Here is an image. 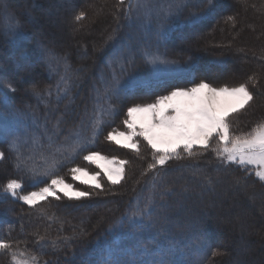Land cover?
<instances>
[{
	"label": "trees",
	"instance_id": "16d2710c",
	"mask_svg": "<svg viewBox=\"0 0 264 264\" xmlns=\"http://www.w3.org/2000/svg\"><path fill=\"white\" fill-rule=\"evenodd\" d=\"M236 1L246 2V0ZM24 2L26 6L36 5L39 9L47 8L48 4L52 6L55 3L53 0L45 3L42 0H25ZM248 2L251 3L252 0H247ZM253 5L257 10L260 9L257 3H253ZM5 6L8 7L9 11L16 12L22 22L24 36L21 47L22 43H25V50L22 51L21 56L25 60H29L30 71L44 70L45 76L33 77L35 85L38 84L33 87L35 89L33 91L42 94L48 88L45 85L49 84L50 78L55 79V76H49L47 73L48 61L39 57L40 52H42L41 48H45V45L54 49L58 48L54 42L49 40L48 27L47 25L43 26L37 11H33V14L38 18V21H31L23 13L21 4L16 3V0H0V14L3 13ZM127 6L128 4H125L124 7ZM234 6V2L230 0H214L209 13L204 17L191 19L192 16L186 15L183 11L176 18H172L170 20L171 29L160 32L162 39H160L161 42L158 47L165 50L169 45L176 43L179 46L176 47L179 54L175 58L184 62L186 75L178 78L175 82L165 83L157 89H153L152 86L143 87L137 88L131 94H122L119 100L114 101L119 108L115 117L116 121L103 127L89 148L94 149L99 145H107L105 143L107 133L113 126L120 125L118 117L120 119L124 106L130 100L136 101L135 99L156 97L180 83L193 84L203 80V78L208 81L216 80L210 76L216 73H220L219 78L224 76L228 78L232 76L241 77V81L247 83L249 88H252L251 83H256L255 80L258 81L255 75L263 79V55L255 59H247L240 54V57L235 56L236 54L226 51V46H223V48L219 47L218 49L219 52L225 54L223 57L215 56L209 57V59L207 55L206 57L199 55V52L194 50L195 42H192L194 40L185 41V37L192 34L197 35V32L206 30L212 24L221 23L222 26L227 27L228 23L234 19V15H228V11H233ZM221 7L223 9L219 12ZM77 8L81 13L85 7L78 4ZM85 13L80 22V20L75 19L71 12L72 25L79 26L86 19ZM95 17L98 22L100 17ZM96 21H94V25L92 24L93 27ZM152 32L147 33L151 34ZM0 39H3L1 35ZM117 43L115 41L110 45L104 44L101 57L98 55L99 60L112 50H116L118 48ZM4 44L3 41V46ZM90 44L89 40L74 41L76 48L71 45L58 49L60 55H63L62 57L71 63V69H75L77 72L71 81H78L79 77H84L88 73L90 64L85 63L84 60L91 57L90 46L93 49L96 48L94 44ZM19 45V43L11 45L13 46L9 47L11 53H15L20 48ZM77 47H84L85 50L82 57L77 56L78 59L74 57V55L76 56L74 51L77 50ZM101 49L98 48V51ZM182 53L188 55L183 56ZM238 58L254 62L259 70V75L257 73L252 74L254 70L252 66L245 65V63L238 64ZM81 60L84 63L79 62ZM1 62L0 59V64ZM212 63L218 65L221 71L216 72L214 68L213 73ZM204 64L207 65L204 66ZM241 68L244 70L239 71ZM18 70H20V65L16 68L14 75L8 76L9 83L15 85L16 75L20 73ZM250 77L251 79H249ZM42 86L43 88L40 89ZM5 87L7 86L0 81V116H7L11 110L20 113L41 112L42 109L44 111V108H41L39 102L35 101L31 95L26 98L24 93V96L20 98L17 92L13 93L6 90ZM98 88L99 86L96 85V89ZM92 90L93 86L91 87L90 84L79 83L77 87L72 85L71 90L68 91L69 96L67 98L68 100L71 99L69 105L63 101L66 97L60 98L59 113L67 116L65 122H62L64 129L68 128L70 123L77 124L81 114L89 108L91 109L93 106ZM253 94L255 99L244 110L231 117L232 132L235 129L242 134L247 133L257 123L264 122V93L260 88H257ZM66 113L70 114L67 115ZM0 144L4 148L6 157L4 167L7 168L5 175L0 174V223L4 228H10L4 230L2 236L3 240L12 245L8 252L2 251L0 253V264H11L9 260H11L10 255L13 251L17 252L18 255L20 253L35 255L39 264H115L116 261H119L120 264L264 263L262 258L264 256V220H259L258 212L252 208L244 211L239 206L235 208L231 201L225 200L226 198L223 200V206L220 210H211L217 201L215 196L223 193V191H225L226 197L234 191H239L236 199H239L241 205L245 199H251L253 202L259 200L264 194V182L255 177L252 171L251 173L247 171V168H242L238 164L221 162L211 150L192 158L185 156L181 160H172L162 169L158 166L159 175H157V172L148 169V165L153 162L152 152L144 149L143 155H133L132 159L129 158L125 179L119 185H110L105 181L103 190L88 189L92 193L90 198L80 200H69L64 197H60V199L50 198L33 208L10 195L4 194L3 187L6 182L11 179L22 180L24 176L16 170L12 157L14 155L10 153L9 149H6L9 145L8 141L0 138ZM80 157L78 155L71 162L60 166L56 174L60 176L64 174L65 170L74 164L73 162H77ZM181 167L194 168V170L184 173L181 179L184 178V181H188L190 178H194L200 181L206 186L204 195H201L202 189L200 187L189 183L185 185L190 187L187 195L178 197L183 181H177L175 176L178 173V168ZM154 176L158 180L165 177L166 180L173 181L169 184L168 180L167 184L170 188L167 189L168 185H161L160 183H157L151 192L141 188L142 181ZM217 181H220L219 185L216 184ZM47 182V178H42L39 183L28 185L34 189ZM138 184L140 185L138 186ZM139 190L152 196L146 200H138ZM232 198L233 196H231ZM146 205L152 209L151 217L145 216L139 227H130L138 220V218L133 217V213ZM133 206L136 207L133 208ZM120 222H123L122 228L114 227ZM240 232L242 234L249 232V235L240 237L238 234ZM110 248L112 249L111 254H109Z\"/></svg>",
	"mask_w": 264,
	"mask_h": 264
},
{
	"label": "rangeland",
	"instance_id": "374dc122",
	"mask_svg": "<svg viewBox=\"0 0 264 264\" xmlns=\"http://www.w3.org/2000/svg\"><path fill=\"white\" fill-rule=\"evenodd\" d=\"M25 0H16V3L18 2L21 4V7L23 8V13L31 20V21H38V18L42 21L43 26L48 27V36L49 40L54 42L56 47L59 49L69 47L72 45L73 48H76L74 46V41H90L91 44H94L96 48L93 49V47L90 46L89 53L91 54V57L84 60L85 63L88 62L90 64V68L87 74H85L84 77H79L78 81H71V78H74L77 74L75 69H71V66L68 61H66L65 58H63V55H60L58 52V49H54L51 47L46 46L45 48L42 47V52H40V58L44 59L45 61H48V71L50 77L55 76V79L50 78L49 84L45 85L48 86V88L39 95H34L35 90L33 87L37 86L35 85L34 78L33 77H39V76H45L44 70H35L30 71V65L29 60H25L21 53L24 51V45L25 43L21 42L23 39V30H22V22L18 18L16 12L9 11L8 7L5 6L3 9V13L0 14V35L2 40L0 39V59L2 60L0 64V81H2L7 87L6 90H9L11 92H17L18 96L22 98L24 96V93L26 94V98L28 96H32L33 99L37 102H39V105H41V108H44L41 110V112L37 111H31L27 113H20L16 110H11L7 116H0V123H7L10 125H13L18 130H20L22 133H25V140H28L29 142L26 144H23L19 151L23 153L24 157H28L31 155L33 157L32 160L27 161L25 164H21L19 168H17V152L10 150V147L8 145V148L10 150V153H12L14 156V165L18 172L21 173L24 178L19 181L23 184L22 191L19 192L20 195L26 194L30 191H37L39 188L45 186V184L41 185L37 188H31L28 184H37L42 178H45L41 173L46 170V166L44 163V160L41 158L42 151L46 152L47 150H53L55 148L56 144H63L65 142L73 141L76 137L77 133L83 132L84 136L89 138H95L93 137V131L91 127L81 128V122L84 124H87L88 120L92 116V109L94 107V97L97 95L95 89L96 85L99 86L100 94L103 93V81L106 77H109L113 71V68L110 66V61L113 56V54L117 52H127L129 49L133 50L136 55V67L131 71V75L135 76L137 79H142L146 84L155 85V75L153 69L149 66L145 65L143 61L140 59L139 53L142 51L143 46L145 44H150L152 46V50L155 52H159L162 56L166 57L170 61H175V64L173 65L174 68L178 69L175 73H168V72H161L159 75L162 79L165 80V83H172L175 82L178 78H181L186 75L187 71L185 70V65L182 60H179L175 58L179 51L176 47V43L169 45L168 48L164 50L158 47V44H160L161 38V31L162 30H168L171 29V19L176 18V16L179 15V13L185 11L186 15H191V19L194 18H201L206 16L210 8L212 7V3L209 4L208 0H184V2L188 5L185 7L182 11L175 13L173 15H165L163 13V10L167 7L170 0H125L123 4L119 2V0H53L54 5L49 6L48 4L47 8L39 9L36 5H25ZM45 2H50L52 0H42ZM214 0H212L213 2ZM234 2V8L233 11L229 10L228 15H234V19L228 23L229 25L227 27L222 26L223 24H212V26L208 27L206 30H202L200 32H197L196 34L189 35L185 37V41L187 40H194L192 42H195V49L197 52H199V55H207V57H223L225 55L223 52H219V47L226 46V51L232 52V54H236L235 56H242L249 58H257L260 57V55L264 56V0H256L258 2H255L252 0L253 3H257L258 7L260 8L257 10L253 3L248 2L247 0L244 3L238 2L236 0H230ZM132 4V20H128L125 18V13L129 11V4ZM78 4L81 6H84V11L81 13L86 14V19L83 20L82 23L79 24V26H73L71 21V12L74 17H76L80 12L78 11ZM125 4L128 6L125 8ZM214 6V5H213ZM151 9L152 15L149 18H144V13ZM223 8H219V12ZM33 11L38 12V18L34 16ZM139 13V18L137 17V14ZM85 16V15H84ZM99 16L100 19H98V22L96 21V17ZM8 17H11L13 20H18L20 24L19 33L16 35H13L12 33L5 34L4 28H5V22ZM95 26L93 27L92 24ZM81 22V20H80ZM216 25V26H215ZM167 27V28H166ZM169 27V28H168ZM115 31V35L117 38L115 40H110L109 37L113 35ZM148 30V31H147ZM153 31L151 34L147 33ZM160 33V34H159ZM200 35H199V34ZM201 37H199V36ZM198 36V37H196ZM151 37V38H150ZM143 38V39H142ZM148 38H150L148 40ZM197 38V39H196ZM4 41V46H3ZM93 41V43H92ZM118 42V48L116 50H112V52L107 53L106 56L103 59L98 58L101 57L104 49L102 46L104 44L110 45L113 42ZM19 43L18 50L15 53H11L9 47H13L11 45ZM96 43V44H95ZM90 44V45H91ZM43 45V46H44ZM102 48L101 51H98V48ZM69 49V48H66ZM177 49V50H176ZM191 52V51H186ZM195 52V51H193ZM76 56L79 55V57H82L85 54L84 47L78 48L74 51ZM181 54V53H180ZM187 54V53H186ZM186 54L182 53L183 56H186ZM209 54V55H208ZM188 55V54H187ZM230 55V54H228ZM22 58H21V57ZM239 56V57H240ZM209 58V59H210ZM78 59V58H77ZM247 59H237V63L245 65H250L254 69L252 71V74L257 73L258 74V68L257 65L254 64V62H251L250 60L247 61ZM20 60V61H18ZM84 63L82 60L79 61ZM20 65V70H18L19 75H16V82L15 85L9 83L8 76L14 75L16 68ZM207 64H204L206 66ZM213 73L214 68L215 71H221V68L218 67L215 63H212ZM104 69V70H103ZM27 70V72H26ZM244 70L241 68L239 71ZM104 71V72H103ZM264 71V70H263ZM24 72V73H23ZM105 72L107 75L105 76ZM23 73L22 75H20ZM220 74V73H219ZM219 74H212L210 75L211 78H215L216 80H206V78H203L204 81L212 84L216 87H221L224 85L228 86H237L240 83H243L241 81V77H234L231 78L223 77L219 78ZM255 75V74H254ZM259 75V74H258ZM105 76V77H104ZM256 78H258V81L255 80L256 83H251L252 88H249L250 91L254 92L257 88H260L264 93V78L261 79L257 75H255ZM219 78V79H218ZM128 77H124V81H128ZM238 79V80H237ZM218 80V81H217ZM88 83L90 86H93V90L91 93L92 99V107L88 110L84 111L81 114V117L78 121V123H70L68 128L64 129V123L67 119V116L65 114L59 113V102L61 101L60 98L63 96L65 99L63 100L66 102L67 105L70 104L71 99L68 100L67 96H69L68 91L71 90V86L77 87L79 83L84 84ZM200 82V81H199ZM31 83V84H29ZM198 83V82H196ZM29 85V86H28ZM31 85V86H30ZM95 85V86H94ZM10 86V87H9ZM192 84H178L176 87H191ZM159 86H152L153 89H157ZM40 87V89H42ZM171 90V89H169ZM167 90V91H169ZM165 91L162 94H166ZM21 93L22 96H21ZM38 93V92H37ZM90 97V98H91ZM156 97H148L144 99H135L136 101H129V103L124 106L123 111L121 113L120 119L118 117L120 125L113 126L110 131L114 129H119L121 131L126 130L125 126L123 125V120L126 118V109L128 106H130L132 103H151L155 100ZM24 100V99H23ZM22 101V100H21ZM20 101V102H21ZM115 101V100H114ZM257 101V100H256ZM114 107L116 109L115 115L106 117L105 118V124L103 127H105L107 124H112L115 122V117L117 111L119 112L118 105L114 103ZM67 115L70 113H66ZM234 125V123H233ZM250 131V130H249ZM248 131V132H249ZM234 134L240 135L242 134L240 131H235ZM35 136L37 140V145L33 146L31 144V141L29 140V137ZM51 135L52 139H49V136ZM98 136V135H97ZM96 136V139H97ZM6 139V138H1ZM7 140V139H6ZM8 141V140H7ZM105 143L107 145L98 146L97 148L90 149L92 151H98L102 155L108 156V157H116L118 160H125L129 163V158H133V155H143V150L150 148L147 147L146 143L141 140L140 144V153L137 154L135 151L124 148L121 145L116 144L115 142H111L106 140ZM9 144V143H8ZM93 143H91L89 146H92ZM43 145V149L40 148V146ZM215 145V144H214ZM5 147V146H4ZM102 147V148H101ZM3 145L0 144V152L4 154L3 151ZM84 154H87L84 152ZM83 154V155H84ZM83 155L80 159L76 162H73L74 164L70 165L69 168H67L61 176L68 182L74 184L75 187L79 188L82 191H88L89 188L86 185H81L77 181H73L71 178L70 169L75 166L80 167H86L89 172L92 171H99V169H96L94 165L89 164L88 162L83 160ZM78 156V155H77ZM75 156V157H77ZM67 153L65 156L57 157L58 161V167L64 165L67 162H71L73 158ZM4 160H6L5 154L4 159L0 160V174L5 175L6 167H4ZM125 166V172L127 169V165ZM30 169L35 170V175L33 174V171H30ZM56 169V171H57ZM194 170L192 167H181L178 168V173L176 174V180L183 181L181 182V189L178 193V197H185L190 190V187L185 186L186 184H196L198 187H200L201 195H204L206 191V186L202 184L200 181L194 178H190L188 181H184V178H182V175L186 173L187 171ZM255 167H248L247 171L255 175L256 172ZM158 177V176H157ZM156 176L153 178H149L147 180L142 181L141 188H144V190L152 191L157 183H160L161 185H168L171 184L173 181L170 179L166 180L165 177H162L158 180L155 179ZM258 178V177H257ZM105 181H107L106 177H101V183L104 185ZM141 182V181H140ZM139 182V183H140ZM220 181H217V185H219ZM264 182V181H263ZM110 183V182H108ZM110 185H112L110 183ZM140 184H138L139 186ZM26 189H25V188ZM169 189V185L167 186ZM243 188V186H242ZM167 191V190H166ZM239 191H234L230 193L228 197L225 194V191L223 193L218 194V196H215L217 201L214 204V206L211 208V210H220L223 200H229L231 201V204L235 205V208H242L241 210L245 209H254L258 212L259 220H264V194L261 195L259 200H256L253 202V200L245 199L242 201V205L239 203V199L237 194ZM60 197H64L65 199H68L63 195V193H58ZM152 195L144 194L142 191H138L137 199L138 200H146L150 198ZM231 196L233 198L231 199ZM56 199L54 197H49L48 199ZM21 201V200H20ZM23 202V201H22ZM249 205V206H248ZM136 206H133L135 208ZM55 208V207H53ZM52 208V209H53ZM84 212V211H82ZM103 222V221H101ZM9 227L4 228V226L0 223V239L3 240V232L4 230H9ZM7 232V231H6ZM230 233V231H229ZM249 233V232H248ZM248 233L243 234L240 232V237L243 235L248 236ZM225 245V244H224ZM3 250H0V253ZM5 252V251H4ZM19 256V255H18ZM264 261V256L262 257ZM11 261V260H9ZM264 264V263H262Z\"/></svg>",
	"mask_w": 264,
	"mask_h": 264
},
{
	"label": "snow or ice",
	"instance_id": "6c2138e0",
	"mask_svg": "<svg viewBox=\"0 0 264 264\" xmlns=\"http://www.w3.org/2000/svg\"><path fill=\"white\" fill-rule=\"evenodd\" d=\"M121 4L125 0H119ZM209 4L212 0H208ZM188 5L184 0H170L167 7L163 10L165 15H173L182 11ZM132 4H129V11L125 13V18L132 20ZM152 15L151 9L144 13V18ZM84 17V13L78 14L77 21ZM139 18V13L137 14ZM20 24L18 20L8 17L5 22V34L19 33ZM109 37L115 40L117 36ZM136 53L129 49L125 52L113 54L110 66L113 71L109 77L103 81V93L95 89L97 95L94 97V107L92 116L87 124L81 122V128L91 127L93 137L103 130L105 118L115 115L114 100H119L122 94H131L137 88L162 86L165 80L159 73H175L178 69L174 68L175 61H170L159 52L152 50L150 44H145L139 53L143 63L153 69L155 75V85H145L142 79H137L131 75V71L136 67ZM128 81H124V77ZM251 79V77L249 78ZM10 87V86H9ZM34 95L39 93L34 92ZM255 99L247 83H240L237 86L224 85L221 87L201 80L193 83L191 87H173L166 94L157 95L151 103H132L126 109V118L123 120L124 131L114 129L107 133L106 139L115 142L124 148L131 149L137 154L140 153L141 140L151 149L153 162L148 165V169L157 172L172 160H181L185 156L195 157L211 150L217 159L225 164H238L242 168L255 167L256 177L264 181V122L257 123L249 132L236 135L232 132L230 119L234 114L244 110L250 102ZM25 133H22L13 125L0 123V138H6L10 150L17 152V168L21 164L32 160L29 155L24 157L19 151L25 140ZM51 140V135L49 136ZM33 146L37 145L36 137H29ZM94 142L93 138L84 136L83 132L76 134L73 141L63 144H56L54 151H42L41 158L44 160L46 170L41 174L47 178L45 186L37 191H30L20 195L23 184L17 179H11L5 183L3 191L5 195L23 201L30 207H37L42 201L49 197L60 199L58 193H63L69 200H80L90 198V191H82L74 184L68 183L62 176L56 174L59 166L57 157L68 155L75 157L81 153L83 160L94 165L99 171H92L86 167L75 166L70 169L73 181L79 182L92 189L103 190L101 177H106L112 185H119L125 179V166L128 161L118 160L116 157L102 155L98 151L89 150V145ZM215 144V147L213 145ZM43 149V145L40 146ZM4 159V154L0 152V160ZM33 171L35 175V170ZM159 175V172H157ZM152 209L149 206L133 213L137 222L130 227L141 226L140 222L145 216L151 217ZM120 222L114 227H123ZM12 245L0 239V250L8 252ZM112 249H109L111 254ZM11 264H39L35 255H28L13 251L10 255ZM115 264H120L116 261Z\"/></svg>",
	"mask_w": 264,
	"mask_h": 264
},
{
	"label": "bare ground",
	"instance_id": "6f19581e",
	"mask_svg": "<svg viewBox=\"0 0 264 264\" xmlns=\"http://www.w3.org/2000/svg\"><path fill=\"white\" fill-rule=\"evenodd\" d=\"M53 6V5H52Z\"/></svg>",
	"mask_w": 264,
	"mask_h": 264
}]
</instances>
